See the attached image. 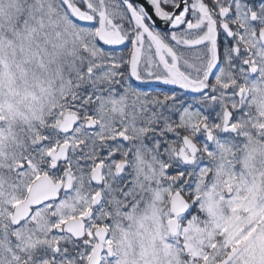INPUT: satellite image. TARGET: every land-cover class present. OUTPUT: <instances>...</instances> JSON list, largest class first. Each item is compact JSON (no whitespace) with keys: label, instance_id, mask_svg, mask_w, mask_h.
<instances>
[{"label":"snow or ice","instance_id":"obj_1","mask_svg":"<svg viewBox=\"0 0 264 264\" xmlns=\"http://www.w3.org/2000/svg\"><path fill=\"white\" fill-rule=\"evenodd\" d=\"M0 264H264V0H0Z\"/></svg>","mask_w":264,"mask_h":264}]
</instances>
